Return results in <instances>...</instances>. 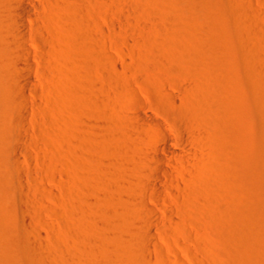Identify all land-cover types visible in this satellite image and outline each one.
I'll use <instances>...</instances> for the list:
<instances>
[{
  "label": "rangeland",
  "instance_id": "rangeland-1",
  "mask_svg": "<svg viewBox=\"0 0 264 264\" xmlns=\"http://www.w3.org/2000/svg\"><path fill=\"white\" fill-rule=\"evenodd\" d=\"M24 1L22 28L0 0V264H264V0Z\"/></svg>",
  "mask_w": 264,
  "mask_h": 264
},
{
  "label": "bare ground",
  "instance_id": "bare-ground-1",
  "mask_svg": "<svg viewBox=\"0 0 264 264\" xmlns=\"http://www.w3.org/2000/svg\"><path fill=\"white\" fill-rule=\"evenodd\" d=\"M16 1V4L14 5V7H13V9L11 10L12 11V15H13V18H14V22L15 23H17V24H19V25H21L22 26V28H24L25 27V25H26V22L28 21V20H30V7H29V5L24 1V0H15ZM263 16V19H264V14L262 15ZM24 26V27H23ZM18 32H20V31H18ZM25 32V31H24ZM24 32H21L19 35H18V37H17V39H16V41H15V44L16 45H18L19 46V48H20V51H21V53H26V54H29L30 53V49L28 48V46H27V39H26V34L24 33ZM18 33H16V35H17ZM15 40V39H14ZM32 64V62H30L29 60H28V65H31ZM143 119H144V117H142ZM141 118V119H142ZM140 120V119H139ZM152 121V120H151ZM150 121V122H151ZM142 122H143V120H142ZM153 122V121H152ZM154 123V122H153ZM147 124H149L148 126H150V123H149V121H148V123ZM152 124V123H151ZM153 127H155L154 125H151L150 126V128H152V129H154V130H156L157 131V133L159 132V134H160V136H161V140L165 143V142H167L169 139H168V135H167V133H166V131H164V129H162V128H160V127H158V126H156V129L155 128H153ZM170 141V140H169ZM168 143V142H167ZM164 154H166V152L164 151ZM154 158H155V160L161 165V167H160V169H159V172H157V171H155V172H157L156 173V176L155 177H157V180H158V182L159 183H161L162 184V186L164 185H166L165 183H166V180L167 179H170L171 178V176H169L168 177V173H167V171L164 169V160H163V158H162V155H159V154H157L156 156H154ZM155 175V174H154ZM159 197V198H158ZM160 194H158V196L157 197H155L154 198V200L153 201H151V203H149L148 201H146V200H143V209L146 211V213L148 214V216H150L151 218H158V213L156 212V210L154 209V207L152 206V205H158L159 204V199H160ZM162 204V203H161ZM162 205H164L163 206V208H165V207H168L167 205H165V204H162ZM29 210H30V212L32 213V214H35V211H34V209L32 208V207H29Z\"/></svg>",
  "mask_w": 264,
  "mask_h": 264
}]
</instances>
